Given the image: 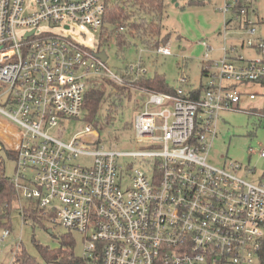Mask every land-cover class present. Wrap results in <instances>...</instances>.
Wrapping results in <instances>:
<instances>
[{
  "label": "built area",
  "instance_id": "1",
  "mask_svg": "<svg viewBox=\"0 0 264 264\" xmlns=\"http://www.w3.org/2000/svg\"><path fill=\"white\" fill-rule=\"evenodd\" d=\"M261 1L223 0L216 8L251 37L242 47L260 57L243 60L236 46L224 48L205 68L200 90L184 89L183 71L172 93L139 90L132 133L146 146L116 153L99 150L90 125L69 143L48 135L80 120L89 80L126 81L98 58L99 47L53 32L75 26L99 45L105 0H0V153L14 154L16 196L50 224L81 235L84 264H264V176L253 185L234 175L240 164L207 162L219 114L244 112L237 87L264 86V42L252 39L250 19ZM123 32L117 24L114 34ZM154 52L170 55L167 44ZM144 66L139 57L125 70L144 75ZM122 158L140 166L123 168ZM9 237L4 229L0 243Z\"/></svg>",
  "mask_w": 264,
  "mask_h": 264
},
{
  "label": "rangeland",
  "instance_id": "2",
  "mask_svg": "<svg viewBox=\"0 0 264 264\" xmlns=\"http://www.w3.org/2000/svg\"><path fill=\"white\" fill-rule=\"evenodd\" d=\"M222 4L223 0H163L164 13L160 25L162 35H170L167 41L170 49L168 56L146 50L138 41L128 37L126 38L127 46L123 49L118 48L111 40L109 46H104L99 51L106 56V66L114 73L119 74L124 66L137 62L140 57L147 69V75L162 76L168 87L175 89L179 86L177 78L183 71V74L188 78L187 86H184V89L190 91L193 88H198L205 81L202 68H207L221 60L224 48L236 46L238 55L243 60L260 57L254 49L246 47L242 49L239 46L241 40L251 37L233 28L225 30V23L231 20L232 16L230 14L223 15L216 10ZM256 7L257 15L250 17L255 28L252 39L264 42V2L261 1ZM235 25L238 26L236 22ZM53 32L70 36L74 41L84 44L94 51L98 48L96 35L78 27L73 26L70 31L66 32L54 29ZM237 92L243 94L239 107L244 112H221L219 114L217 135L208 152L207 162L220 167L224 166L226 161L227 163L229 161L238 163L241 169L234 175L248 183L257 185L264 176V158L259 157L260 149L264 148V119L250 117L246 112L255 109L264 111V86L250 83L238 86ZM131 93V100L122 101L121 109L116 115L113 126L105 128L102 136L99 137V150L132 153L142 150L146 146V144H136L133 141L132 129L130 130L129 127L122 129L126 123L132 122L137 113L135 105L137 101L141 100L139 92L134 94L132 91ZM249 94L255 95V98L249 99ZM104 116L105 114L102 113V120H104ZM67 123L66 126L59 125L52 129L48 135L60 137L61 141L69 143L73 137L83 132L86 125H90L81 120H68ZM140 162L141 160L133 158L119 160V164L123 168L140 166ZM76 163L89 165L90 159L80 158ZM4 170L8 178L15 177V163L12 158L4 156ZM250 170H253V173ZM20 203H14L11 208L9 229H7L10 232V237L0 243V264H10L12 250H15L20 242L29 253L34 254L33 241L55 249L59 247V244L54 236L69 233L65 229L50 224L46 219H43L44 226L24 225L19 212ZM2 216L0 221H5L1 220ZM3 229L0 226V236ZM48 230L51 232L48 233ZM70 233L75 239L74 254L80 257L82 237L77 233Z\"/></svg>",
  "mask_w": 264,
  "mask_h": 264
},
{
  "label": "trees",
  "instance_id": "3",
  "mask_svg": "<svg viewBox=\"0 0 264 264\" xmlns=\"http://www.w3.org/2000/svg\"><path fill=\"white\" fill-rule=\"evenodd\" d=\"M105 4L106 11L98 45L100 49L109 46L111 40L118 48L123 49L127 46V37L138 41L144 49L150 51L167 44L170 35H162L160 25L164 13L163 0H105ZM117 24L124 27L122 34H114ZM125 69L126 66L119 72V75L126 80L121 86L105 78H93L88 81L80 120L90 124L98 132L99 137L102 136L105 128L113 126L122 101L131 100L132 91L134 94L139 90L160 93L174 91L166 85L164 78L160 75L139 74L136 76L127 73ZM204 70L205 68H202V74ZM142 104L143 98L135 105L137 111L141 109ZM102 113L105 114L104 120L101 118ZM249 113L250 117L264 119L263 110H250ZM127 127L131 130L132 122L126 123L122 129ZM4 156L13 159L14 154L9 151L0 153V217L3 215L1 220H5L0 221V226L9 229L11 208L17 202H21L20 205L24 208L20 214L24 225L44 226L45 218L35 209L34 204L21 201L14 193L11 179L5 175ZM54 238L59 244V247L55 249L33 241L34 254L29 253L20 242L15 250H12L10 264H84L83 260L74 254L75 239L70 232L54 236Z\"/></svg>",
  "mask_w": 264,
  "mask_h": 264
},
{
  "label": "crops",
  "instance_id": "4",
  "mask_svg": "<svg viewBox=\"0 0 264 264\" xmlns=\"http://www.w3.org/2000/svg\"><path fill=\"white\" fill-rule=\"evenodd\" d=\"M227 23H228V24H227V29H228V30H230V29H232V28L238 30V26L236 27L235 22H233L232 20L227 21ZM232 23H233V26H232ZM239 31H241V30H239ZM239 46H240V48H242V49L244 48V47H242L241 42H240V45H239Z\"/></svg>",
  "mask_w": 264,
  "mask_h": 264
},
{
  "label": "water",
  "instance_id": "5",
  "mask_svg": "<svg viewBox=\"0 0 264 264\" xmlns=\"http://www.w3.org/2000/svg\"><path fill=\"white\" fill-rule=\"evenodd\" d=\"M97 56H98V58H100L103 62L106 61V56H105L103 53L97 54ZM48 231H49L48 233L51 232V230H48Z\"/></svg>",
  "mask_w": 264,
  "mask_h": 264
}]
</instances>
